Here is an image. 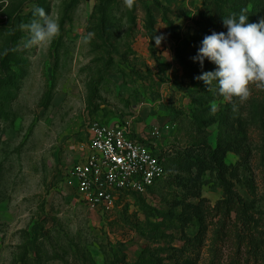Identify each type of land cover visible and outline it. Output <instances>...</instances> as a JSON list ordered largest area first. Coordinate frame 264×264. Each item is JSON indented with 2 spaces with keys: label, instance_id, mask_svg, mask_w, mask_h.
I'll return each instance as SVG.
<instances>
[{
  "label": "rangeland",
  "instance_id": "rangeland-1",
  "mask_svg": "<svg viewBox=\"0 0 264 264\" xmlns=\"http://www.w3.org/2000/svg\"><path fill=\"white\" fill-rule=\"evenodd\" d=\"M35 7L60 32L25 48ZM239 14L258 22L264 0H0V264H264V88L225 101L194 79L215 66L191 60ZM87 121L129 122L165 179L89 208L70 176ZM217 143L249 230L204 183L212 165L193 148Z\"/></svg>",
  "mask_w": 264,
  "mask_h": 264
},
{
  "label": "built area",
  "instance_id": "built-area-1",
  "mask_svg": "<svg viewBox=\"0 0 264 264\" xmlns=\"http://www.w3.org/2000/svg\"><path fill=\"white\" fill-rule=\"evenodd\" d=\"M83 132L82 155L70 176L89 208L111 210L121 195L146 194L165 179L158 154L136 136L129 122L87 121Z\"/></svg>",
  "mask_w": 264,
  "mask_h": 264
},
{
  "label": "clouds",
  "instance_id": "clouds-1",
  "mask_svg": "<svg viewBox=\"0 0 264 264\" xmlns=\"http://www.w3.org/2000/svg\"><path fill=\"white\" fill-rule=\"evenodd\" d=\"M124 3L131 7L133 0H124ZM32 15L33 19L20 25L28 33L25 48L49 42L60 32L58 21L46 15L42 8L35 7ZM247 21L244 14L222 18L226 31H213L204 36L196 54L191 57L201 68L205 60L215 66L212 71H203L194 79L202 81L207 91L214 86L216 93L225 101L233 97L246 100L250 84L264 88V18L255 23ZM92 36L91 32L87 33L83 37L84 42L90 41ZM155 40L156 44L160 43L159 37ZM216 111L217 106L212 104L209 114Z\"/></svg>",
  "mask_w": 264,
  "mask_h": 264
},
{
  "label": "trees",
  "instance_id": "trees-1",
  "mask_svg": "<svg viewBox=\"0 0 264 264\" xmlns=\"http://www.w3.org/2000/svg\"><path fill=\"white\" fill-rule=\"evenodd\" d=\"M264 111V108H263ZM219 144L217 143L216 147H211L209 144L205 147H197L193 148L194 150L201 153L205 156L212 166H208V174L209 180L204 182L205 184L213 181L212 188L217 187L221 190V200L216 203L214 209L216 211H222L223 216L228 217L231 213L235 214V218L237 220H241V224L249 230V224L253 222L250 217L244 214L247 209L245 203L240 200L238 195L234 194L231 188V183L228 181V177L230 176V172L227 174L230 166H225L221 158H217L216 154L219 152ZM158 159L160 160V154H158ZM163 166L164 163L162 162ZM213 173H215V177H212ZM151 190V189H150ZM222 225V223H221ZM254 238V236H253ZM259 248V241L257 239H251L249 241V249L248 252L251 253L252 257L257 261V257L260 254H257ZM257 258V259H256ZM258 262V261H257ZM262 262V259H261ZM260 263V262H259Z\"/></svg>",
  "mask_w": 264,
  "mask_h": 264
},
{
  "label": "crops",
  "instance_id": "crops-1",
  "mask_svg": "<svg viewBox=\"0 0 264 264\" xmlns=\"http://www.w3.org/2000/svg\"><path fill=\"white\" fill-rule=\"evenodd\" d=\"M134 131H135V134H136L137 137H138V136L141 137V136L139 135L140 132H138L139 130L137 131V130L135 129ZM139 137H138V138H139ZM142 139H143V138H142Z\"/></svg>",
  "mask_w": 264,
  "mask_h": 264
}]
</instances>
